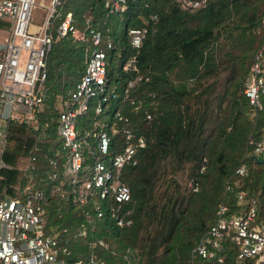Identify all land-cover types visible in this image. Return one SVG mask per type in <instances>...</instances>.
<instances>
[{
    "label": "trees",
    "instance_id": "16d2710c",
    "mask_svg": "<svg viewBox=\"0 0 264 264\" xmlns=\"http://www.w3.org/2000/svg\"><path fill=\"white\" fill-rule=\"evenodd\" d=\"M105 1L59 0L52 24L69 12L75 26L80 28L88 17L90 27L108 35L109 85L121 88L135 74L142 76L129 89L139 100L137 110L117 97L98 113L89 102L75 120L77 132L94 127L109 134V155L123 143L119 131L109 130L114 109L127 116L133 134L143 136L135 163L120 169L129 199L120 204L118 214L129 222H115L110 211L115 203L108 197L99 201L101 214L95 216L89 203L72 199L70 185L62 180L55 96L78 81L86 46L68 34L56 38L47 53L46 93L32 119L4 122L0 159L8 167H0V190L15 194V187L25 182L41 189L44 227L65 246L64 264L86 260L89 254L121 264H234L235 247L228 239H222L217 251L220 262L190 254V249L213 220L221 200L230 212L252 198V223L264 221V159L258 160L264 152L253 155L246 144L248 135L264 136V104L253 111L241 92L252 51L264 37L260 22L264 0H204L192 10L180 8L176 0H123L121 8L110 10ZM143 18L145 36L131 48L126 29L141 26ZM129 57L134 69L126 66ZM108 154L98 158L105 160ZM84 160L91 158L87 155ZM239 163L246 172L235 176ZM201 164L204 168L198 172ZM184 171L197 182L196 190L179 181ZM60 181L61 193L52 191ZM237 189L243 191L242 202L234 197ZM81 226L84 233L76 234Z\"/></svg>",
    "mask_w": 264,
    "mask_h": 264
},
{
    "label": "built area",
    "instance_id": "2783aa9c",
    "mask_svg": "<svg viewBox=\"0 0 264 264\" xmlns=\"http://www.w3.org/2000/svg\"><path fill=\"white\" fill-rule=\"evenodd\" d=\"M122 1L106 0L105 4L110 10H117L122 7ZM176 2L180 8L192 10L202 5L204 0ZM58 3L59 0H49L40 23L35 29H30V14L34 0H0V18L5 17L9 21L8 35L0 47V117L3 120L32 119L34 108H37L45 97L46 58L56 38L68 34L73 40L86 42L83 48V71L78 81L73 88L55 96L57 101L55 131L60 138L63 153L62 180L65 179L70 185L72 199L77 204L89 203L95 211V216L101 214L99 201L108 197L115 203L110 206L115 222L128 223V219L123 220L118 214L120 204L129 199L127 186L120 179V169L124 164L135 163V151L144 145L143 136L133 134L127 124V116L119 109H114L109 130L111 133L119 131L123 143L120 150L109 155L107 151L109 134L103 129L95 130L94 127L83 128L77 132L75 120L77 115L87 109L89 102L94 113H98L104 109L108 100L117 97L127 101L132 110H137L140 106L139 100L130 94L129 89L142 76L135 74L127 79L121 88L109 85L105 77V56L112 46L110 38L98 29L90 27L88 17L84 18L80 28L75 26L69 12L58 18L53 25L55 6ZM153 17V14L149 15V18ZM260 22L264 29V16ZM142 23L141 26H130L126 29L131 48H137L145 36L147 19L143 18ZM126 66L135 68L133 57L127 59ZM241 92L253 111L262 109L264 37L252 51ZM144 118L149 119L150 114L145 112ZM91 142L94 144L91 145ZM246 144L250 146V153L253 155L264 152V136L253 139L248 135ZM2 145L3 130H0V150ZM102 154H108L105 160L98 158ZM87 155L91 158L89 162L84 160ZM48 161L52 164L54 162L53 159ZM0 167L8 165L0 159ZM203 168L201 164L198 172ZM245 172L246 167L243 163L236 165L233 170L235 176H241ZM50 175L54 176L56 172ZM61 183L62 181L52 185L51 190L61 193ZM187 186L195 190L197 182L190 178ZM15 188V194L0 190V264H64L62 254L67 253L65 246L59 243L54 233L47 232L44 227L42 205L45 200L41 189L33 187L30 182ZM224 188H229L228 183ZM234 197L238 202L245 200L240 189L234 191ZM227 210L224 201L216 204L213 220L201 232L191 247L190 254L214 258L220 262L221 256L217 251L222 248V239H228L235 247L234 264H264V221L252 223L255 212L253 199H248L245 207L230 212ZM97 242L105 246L101 240L98 239ZM70 264L121 263H108L89 254L86 260L75 259Z\"/></svg>",
    "mask_w": 264,
    "mask_h": 264
},
{
    "label": "crops",
    "instance_id": "0c3cea01",
    "mask_svg": "<svg viewBox=\"0 0 264 264\" xmlns=\"http://www.w3.org/2000/svg\"><path fill=\"white\" fill-rule=\"evenodd\" d=\"M40 3H41V5H43L42 1H40ZM47 5H48V2H47V4L43 5L42 7H44V9H45V7ZM43 14H44V10L35 6V3H34L32 11H31V16H30V23H29L30 29H34L38 26V24L40 23V21L42 19ZM32 15H33V17H32ZM36 18L39 19L37 26L35 25L37 23ZM8 30H9V21L5 17H1L0 18V41L3 42V40L7 37ZM0 47H1V43H0ZM0 55H1V50H0ZM4 122H5V120H3V122H2V128H4V124H5Z\"/></svg>",
    "mask_w": 264,
    "mask_h": 264
},
{
    "label": "rangeland",
    "instance_id": "374dc122",
    "mask_svg": "<svg viewBox=\"0 0 264 264\" xmlns=\"http://www.w3.org/2000/svg\"><path fill=\"white\" fill-rule=\"evenodd\" d=\"M40 1H42V3H43V5H45V4H47V2H48V0H34V3H35V6H37L38 8H40V9H42V10H44V7H42L43 5H41V3H40ZM177 1V0H176ZM30 16H31V14H30ZM32 17H33V15H32ZM37 19V18H36ZM35 19V20H36ZM38 22H39V19H37V23L35 24L36 26H37V24H38ZM35 29V28H34ZM0 43H2V41H0ZM57 82H59V80H60V77H58L57 78ZM243 80H244V78H243ZM242 80V81H243ZM218 87V86H217ZM54 105L55 106H57V101L56 102H54ZM2 122H3V119L0 117V130H2L3 128H2ZM264 131V130H263ZM264 133V132H263ZM258 156H260L261 155V153H258L257 154ZM22 163H23V161H22ZM20 164V163H19ZM187 177V175H186V171H184L182 174H180V175H178V179H179V181L181 182V183H184V185L187 187V188H189L188 186H187V182H188V180L190 179V178H188ZM196 189H197V187H196ZM195 189V190H196ZM191 190V189H190ZM192 191H194V190H192ZM76 234H79V235H82L83 234V228H79V230H78V232H76Z\"/></svg>",
    "mask_w": 264,
    "mask_h": 264
},
{
    "label": "water",
    "instance_id": "95a60500",
    "mask_svg": "<svg viewBox=\"0 0 264 264\" xmlns=\"http://www.w3.org/2000/svg\"><path fill=\"white\" fill-rule=\"evenodd\" d=\"M263 159H264V156L260 157L258 160L261 161V160H263Z\"/></svg>",
    "mask_w": 264,
    "mask_h": 264
}]
</instances>
